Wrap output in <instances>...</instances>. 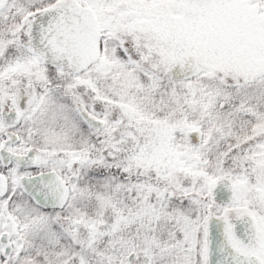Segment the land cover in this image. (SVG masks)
<instances>
[{"label": "snow or ice", "instance_id": "6c2138e0", "mask_svg": "<svg viewBox=\"0 0 264 264\" xmlns=\"http://www.w3.org/2000/svg\"><path fill=\"white\" fill-rule=\"evenodd\" d=\"M0 264H264V0H0Z\"/></svg>", "mask_w": 264, "mask_h": 264}]
</instances>
